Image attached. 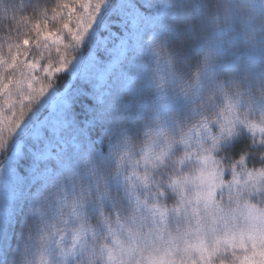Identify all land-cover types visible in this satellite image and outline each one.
Instances as JSON below:
<instances>
[{
	"label": "snow or ice",
	"instance_id": "obj_1",
	"mask_svg": "<svg viewBox=\"0 0 264 264\" xmlns=\"http://www.w3.org/2000/svg\"><path fill=\"white\" fill-rule=\"evenodd\" d=\"M29 7L0 0L48 52L0 54V264H264V0Z\"/></svg>",
	"mask_w": 264,
	"mask_h": 264
},
{
	"label": "trees",
	"instance_id": "obj_2",
	"mask_svg": "<svg viewBox=\"0 0 264 264\" xmlns=\"http://www.w3.org/2000/svg\"><path fill=\"white\" fill-rule=\"evenodd\" d=\"M58 2L59 0H25V3H29L32 6L27 9L25 14L29 17L31 23L35 24L37 21H40L43 19L41 13L47 10L48 17H49V26L51 27L52 24L54 23L50 19L51 9L55 7ZM33 7L36 8L35 12H33ZM24 34H28L30 37V45L28 46L30 53H31L30 59L39 60L41 58V54H43V56L45 57L48 56V52L46 50L35 48L34 42L31 40V37L32 35H34V33L30 31V26H21L18 32L15 30H13L12 32H9L8 27H7V21H4V20H0V54L7 56L8 51H9V44L19 43L20 40L17 39V37L19 36L22 39ZM169 48L174 49L175 45L170 42ZM14 50L15 49L13 48V51ZM51 55H52V58L55 59L54 51L52 52ZM21 59H23V57H21ZM41 62L43 63L46 61H41ZM37 74L42 75V71L38 72ZM16 75L18 76L19 73H17ZM69 79H70L69 76L63 75L62 79L57 80V85L61 86L60 87L61 91L63 90L62 85L66 84ZM0 99H3V98L0 97ZM7 114L10 115V113H7ZM2 159L3 157L0 156V161H2ZM168 204L169 206H171L173 204V201L169 200Z\"/></svg>",
	"mask_w": 264,
	"mask_h": 264
},
{
	"label": "clouds",
	"instance_id": "obj_3",
	"mask_svg": "<svg viewBox=\"0 0 264 264\" xmlns=\"http://www.w3.org/2000/svg\"><path fill=\"white\" fill-rule=\"evenodd\" d=\"M210 3L213 5H220L224 3V0H210Z\"/></svg>",
	"mask_w": 264,
	"mask_h": 264
},
{
	"label": "rangeland",
	"instance_id": "obj_4",
	"mask_svg": "<svg viewBox=\"0 0 264 264\" xmlns=\"http://www.w3.org/2000/svg\"><path fill=\"white\" fill-rule=\"evenodd\" d=\"M225 179H226V180H230V179H231V175H230V173H229L228 175H226ZM217 264H219V260L217 261Z\"/></svg>",
	"mask_w": 264,
	"mask_h": 264
}]
</instances>
